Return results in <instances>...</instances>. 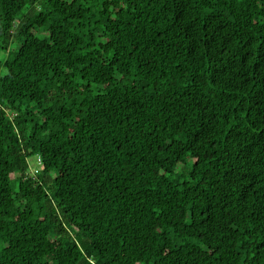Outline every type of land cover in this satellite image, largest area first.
Here are the masks:
<instances>
[{"label":"trees","instance_id":"1","mask_svg":"<svg viewBox=\"0 0 264 264\" xmlns=\"http://www.w3.org/2000/svg\"><path fill=\"white\" fill-rule=\"evenodd\" d=\"M0 264H264V0H0Z\"/></svg>","mask_w":264,"mask_h":264},{"label":"rangeland","instance_id":"2","mask_svg":"<svg viewBox=\"0 0 264 264\" xmlns=\"http://www.w3.org/2000/svg\"><path fill=\"white\" fill-rule=\"evenodd\" d=\"M2 54V53H1ZM37 159L36 157H32L29 159V163L32 165V167L36 166ZM80 242H85V237L83 235L79 236Z\"/></svg>","mask_w":264,"mask_h":264},{"label":"built area","instance_id":"3","mask_svg":"<svg viewBox=\"0 0 264 264\" xmlns=\"http://www.w3.org/2000/svg\"><path fill=\"white\" fill-rule=\"evenodd\" d=\"M36 172H37V170H36Z\"/></svg>","mask_w":264,"mask_h":264}]
</instances>
